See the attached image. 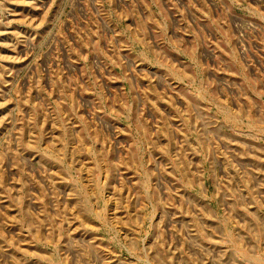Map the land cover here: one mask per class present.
I'll return each mask as SVG.
<instances>
[{
	"label": "rangeland",
	"instance_id": "374dc122",
	"mask_svg": "<svg viewBox=\"0 0 264 264\" xmlns=\"http://www.w3.org/2000/svg\"><path fill=\"white\" fill-rule=\"evenodd\" d=\"M0 264H264V0H0Z\"/></svg>",
	"mask_w": 264,
	"mask_h": 264
}]
</instances>
